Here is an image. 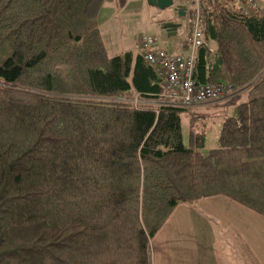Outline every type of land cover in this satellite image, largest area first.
<instances>
[{"label": "trees", "instance_id": "obj_1", "mask_svg": "<svg viewBox=\"0 0 264 264\" xmlns=\"http://www.w3.org/2000/svg\"><path fill=\"white\" fill-rule=\"evenodd\" d=\"M104 2L0 0V264H151L173 208L206 196L264 216V15L203 6L193 78L245 97L202 153L140 51L108 54Z\"/></svg>", "mask_w": 264, "mask_h": 264}, {"label": "crops", "instance_id": "obj_2", "mask_svg": "<svg viewBox=\"0 0 264 264\" xmlns=\"http://www.w3.org/2000/svg\"><path fill=\"white\" fill-rule=\"evenodd\" d=\"M257 3L264 9V0ZM180 5L185 15L172 11L186 18L188 27L191 5ZM166 21L181 25L175 17ZM175 53H188L183 40ZM149 245L151 264H264V216L221 194L182 202L173 208Z\"/></svg>", "mask_w": 264, "mask_h": 264}, {"label": "rangeland", "instance_id": "obj_3", "mask_svg": "<svg viewBox=\"0 0 264 264\" xmlns=\"http://www.w3.org/2000/svg\"><path fill=\"white\" fill-rule=\"evenodd\" d=\"M170 17H175L181 24L173 35H168L162 26L164 20ZM97 23L110 56L126 50L140 51L137 43L144 35L154 37L160 47L175 53L188 32L186 18L177 17L171 8L160 9L148 0H105ZM240 91L236 89L232 96L186 107L181 112L183 134L187 135L189 129L205 133L202 153L218 146V132L223 118L236 102L245 97Z\"/></svg>", "mask_w": 264, "mask_h": 264}, {"label": "built area", "instance_id": "obj_4", "mask_svg": "<svg viewBox=\"0 0 264 264\" xmlns=\"http://www.w3.org/2000/svg\"><path fill=\"white\" fill-rule=\"evenodd\" d=\"M241 12L245 16L264 15V9L257 0H238ZM174 4L190 3L188 9V32L183 46L188 53H170L159 46L157 40L142 36L137 45L143 58L154 68L161 79L163 91L160 103L190 107L211 102L235 94L233 84L197 83L193 78L194 54L203 43V6L207 0H173Z\"/></svg>", "mask_w": 264, "mask_h": 264}, {"label": "water", "instance_id": "obj_5", "mask_svg": "<svg viewBox=\"0 0 264 264\" xmlns=\"http://www.w3.org/2000/svg\"><path fill=\"white\" fill-rule=\"evenodd\" d=\"M151 4L159 7L160 9L164 8H171L173 11L177 13V15L183 16L185 15V10L183 9V6L180 4H174L173 0H148ZM178 23L175 24L171 21H166L162 23L163 28L166 30V32L174 33L176 28L178 27ZM247 85L246 87H248ZM244 87L243 90L246 88Z\"/></svg>", "mask_w": 264, "mask_h": 264}]
</instances>
